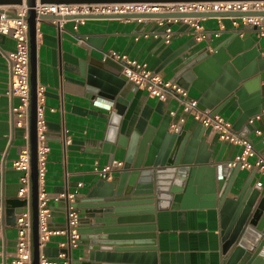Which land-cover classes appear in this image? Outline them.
I'll return each instance as SVG.
<instances>
[{"label":"water","instance_id":"water-1","mask_svg":"<svg viewBox=\"0 0 264 264\" xmlns=\"http://www.w3.org/2000/svg\"><path fill=\"white\" fill-rule=\"evenodd\" d=\"M264 0H40L41 4H174L184 2H228ZM22 0H0L1 5H21ZM36 0H27L26 17L29 38V150H30V214L32 264H39L38 219V138H37V49ZM264 16V12H210V13H124L111 15L69 16L67 19H119L148 20L183 18H226ZM53 16L43 17L44 20ZM178 25L182 22L177 21ZM168 22L158 29L163 32L172 27ZM247 29H253L251 25ZM188 43L169 59L182 57L172 69L171 83L186 90L188 96L199 102L201 109L218 114L236 101L242 113L233 125L235 131L247 136L254 130L249 120L262 112V73L264 56L260 43L247 33H232L218 45L213 53L205 50L190 52ZM124 76V75H123ZM109 76L100 71L87 77V89L111 103L106 134V152L112 155L124 152V162L112 181L100 179L90 193L72 206L84 218L78 226L77 247H82V258L72 261L68 249L69 264H157L155 259V229L153 225L158 211L196 208H218L222 229L223 254L228 264H264V190L253 186L249 179L241 189L235 180L239 166L228 168L223 161L227 142L213 158L212 140L205 128L192 117L180 124L177 132L170 131L174 118L170 112L157 129L147 128L137 132L121 133V121L132 92L126 96L124 77ZM48 136V133H47ZM259 150L261 143L256 144ZM8 219L16 221L15 208L24 201L8 203ZM57 205L65 208L66 231L69 236V204L61 199ZM137 263H134V261ZM138 260L140 261L138 263Z\"/></svg>","mask_w":264,"mask_h":264},{"label":"crops","instance_id":"crops-1","mask_svg":"<svg viewBox=\"0 0 264 264\" xmlns=\"http://www.w3.org/2000/svg\"><path fill=\"white\" fill-rule=\"evenodd\" d=\"M202 24L211 35L209 39L196 40L187 25L174 23V36L170 44H166L162 37L153 36L159 29L154 20L143 24L133 19L86 20L80 23L76 31L72 21L65 23L62 29L47 21L37 26V81L38 85L45 87V118L50 148L46 190L51 197V229L65 230L67 221L65 208L57 205L54 198L63 193H72L78 183H82L83 187L79 189L76 200L85 198L100 180L94 172L95 167L109 165L112 158L106 152L105 139L114 107L87 89V77H94L95 71L117 78L123 76L122 67L117 61L103 59L105 53L116 51L129 59L145 63L164 80L171 81L174 76L172 69L181 62L182 57L172 61L169 59L188 43L193 44L188 54L203 50L213 53L232 33L243 32L260 43L261 52L264 51V38L245 26H233L229 17L208 18ZM14 47L13 39L0 34V205L5 207V218L0 225V264H11L16 250V223L8 219L6 209L9 202L18 200L21 173L13 168L12 162L26 145L25 131L13 130L9 125L12 100L6 95L9 85L6 54ZM260 86L261 119L255 122L254 130H250L247 135L255 144L259 143L255 129L264 128V73ZM129 92H132V99L122 117L121 133L131 134L134 131L142 135L147 128L157 129L168 112L181 114L175 98L160 101L126 81L122 95L126 96ZM14 102H17L16 99ZM241 113L234 101L218 114L234 125ZM64 129L68 130L71 138V144L67 147L63 143ZM205 134L213 141L215 158L224 141L210 129H206ZM239 152V147L228 144L223 155L224 163L233 160ZM115 162H124V152L114 154L112 163ZM117 171L113 175L114 179ZM249 179H252L253 186H257L259 180L264 185V177L260 178L255 171L240 170L235 180L237 189H241ZM81 217L84 218L83 215ZM153 225L156 227L157 264H228V257L222 249L223 235L218 208L190 206L158 211ZM67 239V235L50 239L45 249L48 259L57 261V264H66L59 259V255H69L62 246ZM82 254V247L74 248L71 260H80ZM66 260L69 264L70 258Z\"/></svg>","mask_w":264,"mask_h":264},{"label":"built area","instance_id":"built-area-1","mask_svg":"<svg viewBox=\"0 0 264 264\" xmlns=\"http://www.w3.org/2000/svg\"><path fill=\"white\" fill-rule=\"evenodd\" d=\"M21 5H1L0 6V34L10 37L15 43L12 51L6 54L9 85L6 95L12 100L9 108V125L14 129H23L25 131L26 145L21 149L17 159L12 162L15 170L21 173L20 187L18 190V199L24 201V205L15 210L17 239L16 250L11 264H32L31 253V214H30V150H29V106H30V85H29V38L27 15L29 7L27 0H22ZM37 13V26L42 22H49L60 29L68 21L75 23L74 29L78 30L80 23L86 19H67L69 16H88V15H111L124 13H151V12H169V13H210V12H264V1H228V2H184L174 4H41L36 0L34 7ZM53 16L51 19L44 20L43 17ZM208 18H183L180 20L156 19L154 20L160 29L166 23L177 21L187 25L193 31L196 40H207L211 37L205 30L203 21ZM233 26L240 25L248 27L251 25L253 31L261 38H264V16H242L229 17ZM140 22L141 20H137ZM242 35L244 34L241 32ZM148 37V34L144 35ZM155 38L162 37L166 44L172 42L174 31L172 27L163 32L158 30L153 33ZM82 44V41L79 42ZM264 56V51L262 52ZM104 60L117 61L122 67V73L127 81L145 91L150 97L160 101H166L169 98H175L180 107V115L170 112L175 119L170 125V131L177 132L180 124L186 122V119L192 117L200 123L205 129H210L216 133L221 141L240 148V152L235 158L226 165L228 168L239 166L240 170L255 171L260 178L264 177V128L255 129V135L261 143L262 148L257 149L253 140L243 136L240 132L233 129V125L219 114H212L209 109H201L199 102L188 96V92L170 81L164 80L159 73L149 69L145 63L134 59H129L116 51H109L104 54ZM16 99L17 102H14ZM38 99V118H37V156H38V219H39V264H57V261L48 259L45 249L53 236L68 235L65 230H53L50 223L52 219V209L50 207L51 197L46 190V174L48 164V154L50 148L48 145L47 124L45 118V87L37 86ZM261 119L256 115L249 120L250 124ZM63 143L67 147L71 144V138L68 130H63ZM121 162L111 163L102 168L95 167V174L102 180L112 181L114 173L122 167ZM258 187L263 188V182H257ZM83 187L78 183L77 188L72 193H63L54 198L56 202L61 199H67L68 218H69V236L66 243L62 246L68 251L69 248L77 247L79 239L78 226L81 215L72 204L76 201L79 189ZM5 218V207L0 205V225ZM67 255H59L60 260L67 264ZM66 258V259H65Z\"/></svg>","mask_w":264,"mask_h":264}]
</instances>
